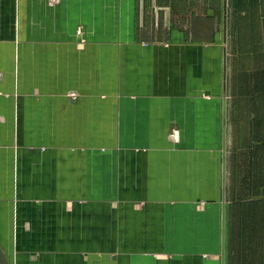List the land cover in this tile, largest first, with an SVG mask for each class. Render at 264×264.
<instances>
[{"label":"crops","instance_id":"1","mask_svg":"<svg viewBox=\"0 0 264 264\" xmlns=\"http://www.w3.org/2000/svg\"><path fill=\"white\" fill-rule=\"evenodd\" d=\"M221 2L0 0L10 264H264V194L225 188Z\"/></svg>","mask_w":264,"mask_h":264},{"label":"rangeland","instance_id":"2","mask_svg":"<svg viewBox=\"0 0 264 264\" xmlns=\"http://www.w3.org/2000/svg\"><path fill=\"white\" fill-rule=\"evenodd\" d=\"M259 4V0H224L223 6L221 2L227 58L225 188L238 202L264 194V20ZM0 264H10L1 248Z\"/></svg>","mask_w":264,"mask_h":264},{"label":"built area","instance_id":"3","mask_svg":"<svg viewBox=\"0 0 264 264\" xmlns=\"http://www.w3.org/2000/svg\"><path fill=\"white\" fill-rule=\"evenodd\" d=\"M172 135H174V133H172Z\"/></svg>","mask_w":264,"mask_h":264}]
</instances>
